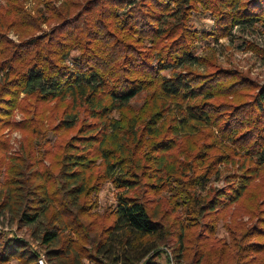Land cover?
<instances>
[{"label": "trees", "instance_id": "trees-1", "mask_svg": "<svg viewBox=\"0 0 264 264\" xmlns=\"http://www.w3.org/2000/svg\"><path fill=\"white\" fill-rule=\"evenodd\" d=\"M199 12L212 19L209 33L192 24ZM62 20L0 59L10 76L12 59L29 58L11 80L4 74L10 88L8 98L0 99L1 119H8L16 96L23 94L66 102L53 131L75 130L59 148L55 173L42 165L47 148L43 153L29 146L34 167L25 178L17 176V166L9 168L10 178L0 187V210L11 213L18 226H29L56 206L51 216L56 224L40 236L48 263L80 264L83 258L91 264H156L149 255L166 243L170 225L164 214L147 208L152 195L167 192L169 207H183L195 219L239 204L264 166V84L250 102L215 101L236 95L243 81L229 70L199 71L206 61L196 55L200 41L227 38L234 27L264 28V0H93L83 14ZM8 44L0 30V55L8 53ZM148 91L145 105L134 110L131 101ZM28 121L23 129L37 135L36 122ZM206 127L211 129L202 131ZM225 140L245 149L256 164L237 182L201 197L227 156L199 170L201 157L209 159L213 142ZM195 144L200 152L193 154ZM106 181L116 198L107 211L112 221L104 226L89 207H96L94 194ZM64 227L80 249L56 247ZM173 237L182 251V232ZM39 258L26 240L0 232V264H37Z\"/></svg>", "mask_w": 264, "mask_h": 264}, {"label": "rangeland", "instance_id": "rangeland-1", "mask_svg": "<svg viewBox=\"0 0 264 264\" xmlns=\"http://www.w3.org/2000/svg\"><path fill=\"white\" fill-rule=\"evenodd\" d=\"M91 1L93 0H0V25L3 26L0 30L12 43L8 44V53H1L0 59L5 60L13 52L16 53L17 45L26 40L51 32L52 28L63 21L62 17L83 14ZM55 9L59 11L57 15ZM19 23L24 24L18 26ZM192 24L198 32L209 33L214 29L210 15L201 12L193 15ZM209 38L198 43L196 55L206 61L198 70L201 72L213 69L229 70L243 81L242 89L236 95L215 101L231 105L250 102L257 93V88L264 84V28L260 24L254 27H234L227 38ZM35 50L37 49H32V53ZM28 59H12L10 68H13L11 69L13 73L10 76L8 73L10 69L7 67L2 70L0 66L1 100L8 98L5 92L10 88L6 87L4 74L11 80L14 72L21 73L26 68ZM195 68L198 66L191 67ZM181 69H185V66ZM150 95V91L139 94L131 101V107L134 110L140 109ZM14 97L15 95L13 99ZM65 105L66 102L58 100L42 101L36 96L19 94L13 102L14 107L8 119L4 121L0 116V187L7 178H10L11 166L18 167L17 176L21 178L29 174V168L34 167L32 159L35 156V153L30 152L31 145L35 152L41 149L44 153L47 148L42 165L52 173L57 172L59 148L75 131L74 129L53 131L63 116ZM28 120L36 122L37 135L33 131L27 132L23 129ZM261 126L262 123L259 128ZM210 129L206 127L202 131L207 132ZM214 134L216 135L215 132ZM2 143H5V147L1 146ZM198 150L200 152L199 145L195 144L192 153L196 154ZM221 155L227 157L217 165V175H213L205 190L200 191L201 197L210 198L214 192L227 184L237 182L243 171H249V168L256 164L251 158L252 155L245 153V149H238L225 140L213 142L210 157L205 161L203 156L201 157L204 165L199 170L207 168L212 160ZM258 170L257 177L249 187V195H244L239 204L203 213L195 219H191L189 212H184L183 207H169L167 192L152 195L151 204L147 208L154 213L164 214L163 218L170 227L164 222L169 236L166 243L149 255L151 259L156 264H264V166ZM94 195L96 207L93 210L89 207L91 215L107 226L112 221L111 214L107 211L115 204L116 191L112 184L106 181ZM91 197L93 198V195ZM85 201L88 208L90 196L86 197ZM56 210V206L51 207L47 218L29 226H18L11 213L0 210V232L7 237L16 236L26 240L43 258L45 248L40 245V236L50 227L49 224H56L51 219ZM68 228L59 229L60 241L56 247L59 248L65 243L72 244L76 250L80 249L77 246L81 243H77V246L73 244L76 242V236ZM180 232L183 234L182 251L178 250V243L173 237ZM177 254H180V259L176 257ZM44 261L47 264L54 262L48 263L46 259ZM82 261L80 264H91L87 259L82 258Z\"/></svg>", "mask_w": 264, "mask_h": 264}, {"label": "built area", "instance_id": "built-area-1", "mask_svg": "<svg viewBox=\"0 0 264 264\" xmlns=\"http://www.w3.org/2000/svg\"><path fill=\"white\" fill-rule=\"evenodd\" d=\"M37 264H47L42 257L37 260Z\"/></svg>", "mask_w": 264, "mask_h": 264}]
</instances>
